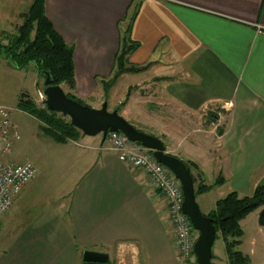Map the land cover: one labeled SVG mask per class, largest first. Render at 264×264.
I'll return each instance as SVG.
<instances>
[{
    "label": "crops",
    "instance_id": "obj_1",
    "mask_svg": "<svg viewBox=\"0 0 264 264\" xmlns=\"http://www.w3.org/2000/svg\"><path fill=\"white\" fill-rule=\"evenodd\" d=\"M32 2L14 0L2 41ZM44 12L73 50L79 99L105 102L94 82L110 76L122 29L139 45L128 64L149 67L121 76L133 82L110 93V108L129 91L121 117L194 165L196 184L222 177L217 188L252 195L264 179V0H44ZM50 149V183L35 174L0 218V264H83L86 251L107 264H184L166 202L143 171L100 137L50 140ZM212 255L228 264L226 253Z\"/></svg>",
    "mask_w": 264,
    "mask_h": 264
},
{
    "label": "trees",
    "instance_id": "obj_2",
    "mask_svg": "<svg viewBox=\"0 0 264 264\" xmlns=\"http://www.w3.org/2000/svg\"><path fill=\"white\" fill-rule=\"evenodd\" d=\"M22 21L17 29V34L7 39L6 44H3L4 41L0 38V57L7 60L15 69H23L33 64L37 77L42 79L43 83L46 75H49L53 85L67 87L69 92L63 90L66 97L83 105L74 94L76 83L73 50L46 18L44 0H33L28 11L23 14ZM138 47L139 45L132 42L127 33L120 38L119 49L114 56L110 76L105 79H97L104 95L122 75L140 73L149 67V65L133 67L128 64L129 56ZM44 88L45 84H43ZM128 97L129 91L126 94V99ZM125 102L126 100L121 106L125 105ZM17 108L41 121L44 133L54 143L66 144L69 141H77L82 135L80 131L70 125L68 118L48 111L44 102H42V108L38 107L26 94L20 95ZM116 111L118 112L119 109ZM207 120L215 122L216 117L210 113L207 115ZM184 164L192 177L196 197L223 184L222 177L216 179L211 185L201 182L196 184V179L191 174V168L194 165L187 162ZM262 208H264V179L256 186L252 195L240 197L236 192H231L216 202L212 212L204 215L211 220L215 240L216 235L219 234L223 241L228 264H248V257L237 250L241 244L242 236L239 223L250 213Z\"/></svg>",
    "mask_w": 264,
    "mask_h": 264
},
{
    "label": "rangeland",
    "instance_id": "obj_3",
    "mask_svg": "<svg viewBox=\"0 0 264 264\" xmlns=\"http://www.w3.org/2000/svg\"><path fill=\"white\" fill-rule=\"evenodd\" d=\"M26 8V5H24V12H26ZM15 9L14 0H0V29H7L8 31H6L10 32V20L14 15ZM121 30L122 37L125 34ZM12 36L11 33H8V39L12 38ZM3 44H6V42L4 41ZM132 82L133 80L128 79L126 76L119 77L114 83V87L112 86L109 89L110 91L104 95L101 85L95 80L93 92L98 95L99 91H101L105 97V103L107 102L108 111L119 109L118 114L122 116L121 109H123L124 105L121 106V104L125 100L127 101L129 97L127 99L125 97L118 108L112 110L109 106L110 93L114 97L123 96L126 87L130 86ZM43 84V80L37 77L33 64L23 69H15L7 60L0 57V106L9 109L13 132L18 136L17 139L11 138V151L9 154L3 156L2 159L7 163L30 161L36 170V176L39 178L38 182L41 180L43 182L41 184H46L50 183V153L53 151L50 149V139L42 129L43 123L41 121L17 108V103L22 93L29 96L38 107L42 108ZM62 88L65 92H69L65 85H62ZM95 89H98V92H95ZM74 94L76 95V85ZM76 97L78 98L77 95ZM78 100L84 106L96 109L94 98L89 101ZM79 138L88 139L90 137L81 135ZM205 184L210 185V181L208 180ZM230 188L231 185L227 184L222 188L215 187L212 189L213 191L211 190L208 193L197 196L196 202L201 213L205 216L208 215V210L215 206L218 200L225 198L230 193ZM258 217L259 212L256 210L239 223L242 236L240 239L241 246L237 250L248 257V264H264V227L258 225ZM5 245L6 242L2 241L0 234V251ZM224 251L223 241L220 235L217 234L212 247V253L215 256L223 258L225 255Z\"/></svg>",
    "mask_w": 264,
    "mask_h": 264
},
{
    "label": "water",
    "instance_id": "obj_4",
    "mask_svg": "<svg viewBox=\"0 0 264 264\" xmlns=\"http://www.w3.org/2000/svg\"><path fill=\"white\" fill-rule=\"evenodd\" d=\"M43 99L48 111L68 118L69 123L84 137H100L105 141L109 132L123 134L130 142L138 143L149 150L154 159L164 166L178 180L183 195L182 213L188 218L197 238L193 244L195 264H211L215 232L211 220L205 217L196 202L192 177L183 161L165 151L164 144L155 136L139 131L117 111H108L103 102L98 109L89 108L66 97L61 86L53 85L49 75L44 80ZM258 225L264 227V208L259 212ZM83 264H107L105 254L86 251Z\"/></svg>",
    "mask_w": 264,
    "mask_h": 264
},
{
    "label": "built area",
    "instance_id": "obj_5",
    "mask_svg": "<svg viewBox=\"0 0 264 264\" xmlns=\"http://www.w3.org/2000/svg\"><path fill=\"white\" fill-rule=\"evenodd\" d=\"M11 138L17 139L18 136L13 132L10 111L0 106V217L11 208L14 197L36 174L30 161L21 163L3 161L2 157L11 151ZM103 144L108 151L116 154L120 162L146 174L154 189L166 202L178 260L184 264H194L193 244L198 234L182 213L183 195L178 180L154 159L149 150L130 142L121 133H107Z\"/></svg>",
    "mask_w": 264,
    "mask_h": 264
}]
</instances>
